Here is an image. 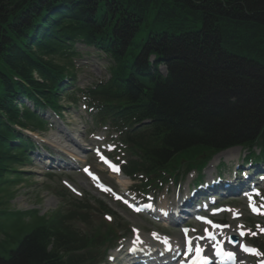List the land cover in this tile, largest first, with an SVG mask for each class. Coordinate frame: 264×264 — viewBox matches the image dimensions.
Instances as JSON below:
<instances>
[{
  "label": "trees",
  "instance_id": "16d2710c",
  "mask_svg": "<svg viewBox=\"0 0 264 264\" xmlns=\"http://www.w3.org/2000/svg\"><path fill=\"white\" fill-rule=\"evenodd\" d=\"M77 42L111 62L109 81L79 91L98 107L99 121L122 132L138 125L125 136L138 158L128 176L206 162L236 146L258 147L264 162V0H0L1 211L16 183L10 178L22 175L16 166L30 159L29 141L14 126L42 127L16 103L24 97L60 114L62 93L76 81ZM152 55L167 77L150 67ZM56 195L63 209L48 217L32 213L25 223L27 214L3 212L0 264L104 259L118 222L97 231L91 224L96 213H112L64 189Z\"/></svg>",
  "mask_w": 264,
  "mask_h": 264
},
{
  "label": "rangeland",
  "instance_id": "374dc122",
  "mask_svg": "<svg viewBox=\"0 0 264 264\" xmlns=\"http://www.w3.org/2000/svg\"><path fill=\"white\" fill-rule=\"evenodd\" d=\"M77 48L80 50V48L90 50L91 58L89 60H83L78 61L79 66L77 68V75H78V86L80 88H86L90 86L94 82H99L103 79L105 74V68L107 67L106 58L101 55L97 54L93 49L87 48L85 46L77 45ZM98 56V57H97ZM64 125L66 129L70 132L71 135H75L78 140L86 146L91 143L94 146H104L106 147L110 152L114 150L116 147L113 141H111V138H115V135H108L106 133V128H98L97 130H93V125L91 121L87 120V122H84V117L81 112L75 113H65L64 114ZM62 125H59L57 130L54 129V131L44 133L42 138L45 140V142L50 143L52 145H55L56 149L61 150L65 153H68L71 155L70 152L65 150L64 148H61L60 145L63 143V138L66 137L63 134L64 128H62ZM62 140H61V139ZM95 139H100L101 142H96ZM70 147V145H66ZM71 148V147H70ZM73 150V149H72ZM120 152L117 151V155L115 156V159L118 160L121 157ZM76 157V156H75ZM223 161L225 160L227 163V166L233 167L239 162H242V158L244 157L243 151L240 150H233L231 152L225 153L223 156ZM118 158V159H117ZM80 162L83 164H89L93 166V169L100 172V175L102 177V180L111 186L112 191L111 192H103L100 189L96 188L90 181H88L82 172L80 170L75 172H70L64 175L62 181H66V183L72 184L77 191H81L84 193V195L90 199V202L93 203L95 200L99 199L104 202V204L111 210H113L117 214V218H120V228L123 230V233L126 234V241L123 240L121 243H129V241H134L136 233H139L137 231H140L142 233L140 234H148L150 232H153L156 230V227L151 224L150 222L145 221L143 218L136 216L133 213H130L125 205L124 200L128 199V195H125L126 191H130L131 186L134 184L129 180L127 177H120L119 173H112L110 175H105L100 167L98 166V162L92 155H89L86 159H80L76 157ZM216 165H212L209 169H207V177L209 178L211 176V173L214 171L215 167L219 164L221 159L215 160ZM121 162V161H120ZM23 171L26 172V175L24 176L23 182L20 184V186L16 189L17 190V197L16 199L11 203V209L12 210H29V209H37L40 211L41 215L47 214L51 211L56 210L59 207V200L52 195V192H49L47 190L46 185H50L48 189L53 190L55 188H58L59 183H57L55 180L48 181L44 177L45 169L43 168L42 164L36 159L32 162V165L24 169ZM190 181H188L186 184H183V187L187 186V184ZM168 187H164V189L161 191L160 196H158L157 203L161 204L163 208L167 204H171L170 201L173 199V194L175 190V186L172 184L167 185ZM121 196L122 200H117L116 196ZM170 195V196H168ZM135 196V195H134ZM168 199H164L163 197H167ZM136 197V196H135ZM137 198V197H136ZM138 199V198H137ZM152 199V198H151ZM226 199H223L222 202H224ZM236 208L238 210L242 209L245 210L244 205L237 206ZM228 219L230 218V215L227 216ZM248 218V214L245 213L244 219ZM244 222L242 220H236L234 221V224H237L238 226L243 225ZM132 229V232H131ZM127 230H130L131 233H128ZM122 233V232H121ZM156 235H161L163 233L165 236H168L171 239L178 238V233H175L174 230L167 231L160 229L159 231L154 232ZM122 244V245H123ZM111 256H116L115 252L110 251L109 252ZM110 262L106 263L109 264ZM247 264H253V260H248L246 262ZM116 264H121L120 261H118Z\"/></svg>",
  "mask_w": 264,
  "mask_h": 264
},
{
  "label": "bare ground",
  "instance_id": "6f19581e",
  "mask_svg": "<svg viewBox=\"0 0 264 264\" xmlns=\"http://www.w3.org/2000/svg\"><path fill=\"white\" fill-rule=\"evenodd\" d=\"M169 209V208H167ZM171 209V208H170ZM176 244H178V241H175ZM155 252L159 255H155L153 257H146L145 255H138V254H135L134 256H131L128 260V264H134V263H142V264H161L159 263V261L161 260L160 258L159 259H156V262L154 261V259L158 256L162 257L161 254L162 252H165L164 250H161V249H158V250H155ZM155 253V254H156ZM163 259L167 258L166 254L164 255V257H162Z\"/></svg>",
  "mask_w": 264,
  "mask_h": 264
},
{
  "label": "snow or ice",
  "instance_id": "6c2138e0",
  "mask_svg": "<svg viewBox=\"0 0 264 264\" xmlns=\"http://www.w3.org/2000/svg\"><path fill=\"white\" fill-rule=\"evenodd\" d=\"M113 169L115 170V171H119V169L116 167V166H113ZM85 171H88L87 169H85ZM106 191H111L110 189H105ZM245 250L246 251H254V250H252V249H248L247 247H245ZM228 255H233L232 253H229Z\"/></svg>",
  "mask_w": 264,
  "mask_h": 264
}]
</instances>
